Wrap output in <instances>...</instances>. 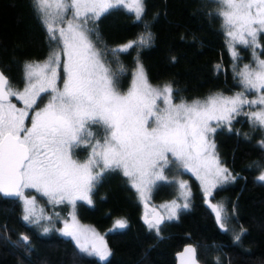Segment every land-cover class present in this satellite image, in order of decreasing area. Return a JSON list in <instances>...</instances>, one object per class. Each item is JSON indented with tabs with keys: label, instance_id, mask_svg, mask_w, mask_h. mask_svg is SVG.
<instances>
[{
	"label": "snow or ice",
	"instance_id": "snow-or-ice-1",
	"mask_svg": "<svg viewBox=\"0 0 264 264\" xmlns=\"http://www.w3.org/2000/svg\"><path fill=\"white\" fill-rule=\"evenodd\" d=\"M29 3L45 29L46 39L57 50L42 63L25 62L22 90H14L0 72V193L20 200L22 220L37 224L51 219L43 215V210L37 212L36 198L28 197L26 189H35L51 204L67 201L74 208L77 200L92 203L89 194L103 172L119 169L131 180L141 200H146L155 182L166 179L165 168L172 165L196 176L205 203L221 230L227 231L224 205L212 204L211 198L215 190L236 177L221 164L210 134L222 125L230 126L241 115L254 128L264 130V59L256 56L264 36V0H214L215 16L222 21L233 58L239 59L237 45L252 48L255 66L245 64L235 71L243 91L232 96L216 93L190 103L184 100L175 103L171 84L151 85L138 58L130 86L121 92L119 73L104 63L91 39L95 33L99 40L97 21L111 9L121 7L133 13L135 22L142 21L146 12L144 0H29ZM151 40L152 32L145 23L144 32L136 39L104 51L127 52L133 47L148 46ZM61 65L62 88L57 86ZM48 93L47 104L31 112L42 94ZM246 93H255V98L247 99ZM9 97L22 101L23 108H17ZM161 100L163 107L158 104ZM246 105L257 106L259 110L244 112ZM29 118L30 126L26 124ZM93 126H98L96 132ZM99 130L103 131L101 138H97ZM81 147L91 148L83 162L73 158L74 150ZM260 147L264 149V140ZM254 163L262 168L257 181L264 182V164ZM97 167H101L100 172H94ZM178 184L183 204L174 200L161 205L166 216L158 213L153 219L145 216V223L158 236L164 220L177 218L178 210L191 206L187 182L181 180ZM126 227L124 220L114 225L119 229ZM49 230L45 227L43 232ZM58 231L70 237L82 253L95 255L101 261L111 255L104 238L94 229L81 226L74 214ZM245 232L241 228L234 242H239ZM22 239L28 243L27 236ZM177 256L179 264H198L192 246H186Z\"/></svg>",
	"mask_w": 264,
	"mask_h": 264
},
{
	"label": "trees",
	"instance_id": "trees-1",
	"mask_svg": "<svg viewBox=\"0 0 264 264\" xmlns=\"http://www.w3.org/2000/svg\"><path fill=\"white\" fill-rule=\"evenodd\" d=\"M144 3L146 12L142 21L135 22L133 13L117 7L97 21L99 40L95 33L91 36L105 64L119 73V90L130 85L138 58L148 81L171 84L174 98H205L243 91L235 71L242 62L253 59V50L237 45L239 59L233 58L222 21L215 16L214 0H144ZM145 23L152 32L148 46L105 53V48L136 39L144 32ZM260 44L256 53L264 56V36ZM56 50V45L46 39L45 29L29 0H0V68L11 85L23 82L25 62L41 61ZM58 71L60 82L62 65ZM46 95L42 94L36 106ZM97 129L98 126H93L94 132ZM211 136L220 161L236 177L215 190L211 198L214 204L224 205L227 231L221 230L204 206L205 198L196 176L170 165L164 170L169 179L155 182L151 198L158 201L178 197L175 178L180 176L186 179L191 191V206L178 210L177 218L166 219L158 236L155 229L140 221L143 208L128 177L119 169L109 170L95 183L90 193L92 203L77 200L75 204L78 218L104 235L111 251L106 260L80 252L69 237L54 230L44 233L27 224L21 218L20 200L0 194V264H175L174 253L186 243L194 245L202 264H264V182L257 181L256 173L261 168L254 163L264 164V149L260 147L264 130L254 128L241 115L230 126L217 128ZM88 151V147H81L74 150L73 156L83 159ZM28 192L42 206H49L47 197L36 190ZM62 208L65 210V206ZM118 220L126 221L127 227L114 228ZM241 228L246 232L239 242H234ZM24 236L28 237L27 244Z\"/></svg>",
	"mask_w": 264,
	"mask_h": 264
},
{
	"label": "rangeland",
	"instance_id": "rangeland-1",
	"mask_svg": "<svg viewBox=\"0 0 264 264\" xmlns=\"http://www.w3.org/2000/svg\"><path fill=\"white\" fill-rule=\"evenodd\" d=\"M226 39H228L227 38V36H226ZM229 46V45H228ZM231 51V50H230ZM256 56H258L259 57V59H264V56H260V55H258L257 53H256ZM48 58V57H47ZM47 58H45V59H43V60H41V61H38V62H40V63H42V62H44ZM105 63V62H104ZM245 64H251L253 67L255 66V64H254V57H253V59L251 60V61H245V62H242V64L240 65V67H243ZM136 66V65H135ZM63 69V68H62ZM134 69H135V67H134ZM132 80V79H131ZM131 83V82H130ZM151 85H153L154 87L155 86H162V85H164V84H167V83H151V82H149ZM13 86V88H14V90H22L23 89V87H24V80H23V82L21 83V84H19V85H12ZM57 86L58 87H60V88H62L63 87V76H62V79H61V81L59 82V80H57ZM130 86V85H129ZM129 86L127 87V88H125V89H123V90H120L121 92H126L127 91V89L129 88ZM241 90H234V91H232L231 93H221V94H223V95H226V96H232V95H234L235 93H237V92H240ZM213 95V94H212ZM255 93H249V94H246V98L247 99H249V100H251V99H254L255 98ZM210 96V95H209ZM49 97H50V93H48L47 95H46V98H45V100L43 101V102H41V104H39L38 106H34V108L32 109V110H30L31 112H35V111H38L40 108H43L44 107V105L45 104H47V102H48V100H49ZM208 97V96H207ZM207 97H205V98H198V97H193V98H188V99H185V98H174L173 97V101L175 102V103H179L181 100H184L185 102H191L192 100H194V99H199V100H204V99H206ZM12 103H14V104H16V106H17V108H23V102L22 101H20V100H17V98L16 97H13L11 100H10ZM158 104L160 105V107H163V102H162V100L161 101H158ZM257 110H259L258 109V107L257 106H244L243 107V111H246V112H250V111H257ZM30 124H31V120H30V118L28 119V126H30ZM213 127H214V125H212ZM94 131V130H93ZM103 136V131L101 130L100 131V138ZM210 139L213 141V139H212V136H211V134H210ZM262 140H260V142H261ZM95 141H93V143H94ZM214 142V141H213ZM88 149H89V151L87 152V155L85 156V158H83V159H78V158H76L75 156H73V158L74 159H77L78 161H80V162H83V161H85L87 158H88V156H89V154H90V152H91V148L90 147H88ZM217 153V152H216ZM221 164L224 166V167H226V168H228L229 169V171L233 174V172L231 171V169L227 166V165H225L224 163H222L221 162ZM101 167H102V165H101ZM101 167H97V168H94V172H98L100 169H101ZM261 170H262V168L256 173V177H258L259 175H260V173H261ZM191 173V172H190ZM165 175V174H164ZM234 175V174H233ZM195 176V175H194ZM166 177V176H165ZM129 179V178H128ZM169 178L168 177H166V179L165 180H168ZM175 180H176V185H177V187H178V197H170V198H165V199H162V200H158V201H155V200H153L152 198H151V191H150V193H148L147 194V196H146V200H150L152 203H154V204H156V206H158V208L161 210V212L166 216L167 215V213H166V210L164 209V208H162L161 207V205H164V204H170L172 201H176L177 203H180V204H183L184 203V200H183V198L181 197V190L179 189V184H178V182L179 181H181V180H183V181H185L186 182V179L185 178H183V177H180V176H177L176 178H175ZM129 182L131 183V185H132V182H131V180L129 179ZM157 182V181H156ZM134 189L136 190V192H137V195H138V198H139V200L140 201H142L141 200V198H140V194H139V192L137 191V189L134 187ZM152 190V189H151ZM29 191V189H26L25 190V193H26V195L28 196V197H33L34 195L32 194V193H30V192H28ZM90 195V194H89ZM48 199V198H47ZM37 201V212L39 213L41 210H43V215H45V216H48V217H51V219L50 220H41L39 223H37V224H29V223H27V224H29V225H33V226H35V227H37V228H39V230L40 231H43V229L45 228V227H47V228H49L50 230H54L55 232H57L58 234H61L60 233V231H58L59 229H62L63 227H64V222L67 220V221H71V214H74L75 215V217H76V220L79 222V224L81 225V226H83V227H86V228H91V229H94L95 230V232L97 233V234H99V236H102L103 238H104V236H103V234H101L95 227H94V225H92L91 223H88V222H85V221H82V220H80L79 218H78V216H77V214H76V211H75V207L73 208V206L71 205V204H69L67 201H65L64 203H61V204H51V203H49V206L48 207H44V206H42V204L38 201V200H36ZM22 204V203H21ZM63 206H65V210L62 208ZM149 214V213H148ZM22 215H23V205H22ZM70 238V237H69ZM71 239V238H70ZM72 240V239H71ZM105 240V239H104ZM73 241V240H72ZM74 242V241H73ZM75 243V242H74ZM108 246V245H107ZM108 248L110 249V247L108 246ZM84 254H87V253H84ZM88 255V254H87ZM90 256H94V257H96V258H98L97 256H95V255H90ZM99 259V258H98Z\"/></svg>",
	"mask_w": 264,
	"mask_h": 264
},
{
	"label": "water",
	"instance_id": "water-1",
	"mask_svg": "<svg viewBox=\"0 0 264 264\" xmlns=\"http://www.w3.org/2000/svg\"><path fill=\"white\" fill-rule=\"evenodd\" d=\"M0 72H3L4 73V71H2V69L0 68ZM4 75L6 76V74L4 73ZM7 77V76H6ZM10 98V97H9ZM1 195H3V196H6V195H4L3 193H0ZM8 197H12V196H8ZM211 203L212 204H214V202L211 200ZM141 206H142V208H143V210H142V213L140 214V221L143 223V224H145V225H147V223H145V216H146V214H147V218L148 219H153V217H154V214H160V215H164L162 212H161V210L158 208V206H156V204H154V203H152L150 200H142L141 201ZM204 206L210 211V213L213 215V217H214V220H215V222L217 223V221H216V218H215V215H214V213L212 212V209L208 206V204H206L205 203V200H204ZM150 212L149 214L147 213V212ZM165 221V220H164ZM116 223V222H115ZM218 224V223H217ZM105 241V240H104ZM106 242V241H105ZM106 244H107V242H106ZM186 246H192V247H194V245L193 244H191V243H186V244H184V245H182L181 246V248L180 249H178L175 253H174V258H175V264H179V260H178V256H177V254L178 253H181L182 251H183V249L186 247ZM195 248V247H194ZM196 260H197V262H198V264H202V262L197 258V255H196Z\"/></svg>",
	"mask_w": 264,
	"mask_h": 264
},
{
	"label": "flooded vegetation",
	"instance_id": "flooded-vegetation-1",
	"mask_svg": "<svg viewBox=\"0 0 264 264\" xmlns=\"http://www.w3.org/2000/svg\"><path fill=\"white\" fill-rule=\"evenodd\" d=\"M3 71V70H2ZM5 73V72H4ZM6 74V73H5ZM7 78H8V75L6 74ZM13 97H10L9 100H11ZM26 124H28V120L26 121ZM79 159V158H78ZM32 190H35V189H32ZM147 213H150L149 211ZM104 236V235H103ZM105 239V238H104Z\"/></svg>",
	"mask_w": 264,
	"mask_h": 264
}]
</instances>
